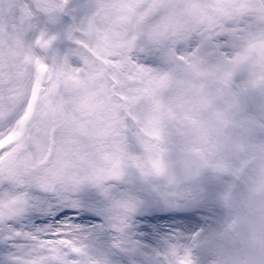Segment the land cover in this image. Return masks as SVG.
<instances>
[{
  "label": "rangeland",
  "instance_id": "374dc122",
  "mask_svg": "<svg viewBox=\"0 0 264 264\" xmlns=\"http://www.w3.org/2000/svg\"><path fill=\"white\" fill-rule=\"evenodd\" d=\"M134 18L138 25L128 46L111 51L98 45L99 57L105 58L110 65L94 62L88 54L90 49L84 47L79 49L75 58H67V62L64 58V66L58 68L72 72L83 71L84 65L87 69L98 68L100 71L106 67L114 68L123 78L127 92L130 91V94L124 95L127 101L130 100L124 111L127 120L122 111L124 102L112 98L111 105L100 97L98 104L94 105L90 122L82 118L83 121L76 128L65 126L57 130L56 138L49 139L47 134L46 138L38 142L42 149L38 168L44 174L61 176L62 162L70 159L72 152L77 149L82 153L79 161L87 167V174L119 157L138 162L158 161L165 147L194 148V145H200L197 139L203 137L210 148L208 151L204 149L207 164L220 169L228 165L217 163L214 156L218 153L213 150L207 135L215 133L220 127L224 129L229 113L236 114L238 109L239 116L254 122L251 96L256 92L255 84L249 85V81L258 75L253 76L256 59L249 54L248 46L264 39V6L261 0H175L167 13L150 22L141 20L139 12ZM97 19L99 25L106 21L103 15L97 16ZM81 26H87L85 18ZM79 37L85 39L84 36ZM210 37H213L212 40ZM144 41H147L146 45ZM209 44L215 47L214 51ZM167 59L172 62L170 67L166 66ZM219 60L233 63L232 69L225 67V72L229 73L219 75L218 68H214L215 71H207L204 75L205 70L199 64L205 66ZM42 64L47 66V63ZM49 72L52 73L51 69ZM178 78L185 80L182 86L176 84ZM228 90H235V96H227ZM238 92L241 93L239 99L236 95ZM38 115L46 120L45 113ZM4 120L0 122V132L4 131ZM25 121L24 118L22 126ZM140 127L156 136L163 133L164 141L158 138L143 139L138 136V131L131 133V141L135 146L130 149H122L119 141L114 140L113 133L116 130L131 132ZM200 127L204 131L198 130ZM109 129L111 137L107 136ZM254 130L245 126L243 135H253ZM75 133L78 139L71 137ZM194 135L197 137L191 140ZM48 140L53 143L56 155L54 159L50 156L42 163L41 159L49 146ZM22 146L19 144L4 153L0 160L15 155ZM155 149L161 150L156 152ZM150 180L153 185L170 190L180 197L165 200L154 196L146 190L137 174L128 180L127 186L144 200L136 213L135 236L137 239L151 236V240L142 243L145 249L152 251L143 252L138 264H159V254L166 253L172 244H179L171 249L173 259L189 255L197 264H207L206 253L213 246L210 254L222 260L223 264H243V249L264 236V224L261 223L264 215L241 208L240 200L248 195L239 190L236 179L206 175L183 184L188 186L186 192L178 191L181 185H167L158 179L156 172ZM89 192L95 198V203L88 208V212L102 219V198L94 189H89ZM142 217L157 219L145 220ZM145 225L150 226L151 233L145 231Z\"/></svg>",
  "mask_w": 264,
  "mask_h": 264
},
{
  "label": "snow or ice",
  "instance_id": "6c2138e0",
  "mask_svg": "<svg viewBox=\"0 0 264 264\" xmlns=\"http://www.w3.org/2000/svg\"><path fill=\"white\" fill-rule=\"evenodd\" d=\"M87 10L82 0L66 5H47L41 0H0V92L12 93L22 86L23 99L4 120L0 139L22 127L24 146L13 156L0 160V264H138L145 249L135 236L136 213L144 204L141 195L128 187L127 173L135 170L146 190L162 199L173 194L151 183L154 172L162 171L159 161L127 159L87 174L46 175L38 168L41 138L48 134L42 117L24 120L31 91L39 83H50L41 74V63L55 72L64 58L79 51V29ZM255 76V74H253ZM255 84V79L249 85ZM264 112V72L260 73ZM237 99L241 93H237ZM14 144L0 149V156ZM100 194L102 215L90 214ZM145 220L157 219L142 217ZM151 233L150 226H144ZM172 244L160 253L159 264H197L189 255L173 259ZM213 247V246H212ZM212 247L206 253L208 259Z\"/></svg>",
  "mask_w": 264,
  "mask_h": 264
},
{
  "label": "flooded vegetation",
  "instance_id": "af4514ba",
  "mask_svg": "<svg viewBox=\"0 0 264 264\" xmlns=\"http://www.w3.org/2000/svg\"><path fill=\"white\" fill-rule=\"evenodd\" d=\"M140 1L142 0H82L87 5V10L82 16V22L85 18L87 26L83 28L81 23L77 27L84 36L85 42L93 48L97 47L100 35L111 21L109 17L115 13L127 17L136 15L140 10ZM41 2L53 6L68 4V0H41ZM99 15H103L106 19L101 25H99L97 19ZM97 59L99 60V58H94V61L99 63ZM65 60L67 62V58ZM64 64L61 62L60 65L64 66ZM42 65L41 63V67H39L40 73L42 75L49 74L46 79L50 83H39L32 89L30 102L27 105V111L24 113L27 121L39 116V113H45L46 120H42V123L47 126L48 131L65 126L76 128L83 121L82 118L90 122L94 105L98 104L100 97H103L108 104L112 105L108 91L115 90V78L110 72L100 71L98 68H86L85 70L81 69L83 70L82 73L67 71V69H57L56 72L50 73L48 71L50 70L49 64H47L49 69L47 66ZM258 71H264V64H259ZM23 91L22 86H17L16 91L12 93L0 92V122L17 110L23 99ZM261 103L262 94L255 100V122H253L255 130L253 136H239V125L237 126L234 150L239 165V172L236 175L241 191H251L256 187L260 188L258 182L264 176V112L260 111ZM259 131L262 132L261 135H259ZM48 134V138H50L53 132L49 131ZM24 136L25 131L23 129L20 131L19 138L15 140L14 147L11 150L19 144L24 146ZM71 137L74 139L79 138L76 133ZM212 141L227 144L226 137L217 135L212 136ZM230 148L233 149L232 146ZM81 155L82 153L78 149L74 150L70 159L76 160ZM260 155L263 157L260 158Z\"/></svg>",
  "mask_w": 264,
  "mask_h": 264
},
{
  "label": "water",
  "instance_id": "95a60500",
  "mask_svg": "<svg viewBox=\"0 0 264 264\" xmlns=\"http://www.w3.org/2000/svg\"><path fill=\"white\" fill-rule=\"evenodd\" d=\"M161 3L166 4L167 0H162V2H156V0L147 1L143 6L144 18L150 19L154 14L158 13V11L162 7ZM130 28L131 27L128 21H125V20L116 21L108 30L107 35L103 37V41L106 43H109L108 45L110 46L116 43H117L116 45H119V44L122 45L127 41V35L129 32L128 29ZM252 50H254L255 52H259V49L252 48ZM187 157L191 158L192 160L198 161V163H200L199 165H197L198 167L195 168L194 172H192V168L190 170L189 165L191 161L190 159L188 160ZM178 159L181 160L179 163H182V160L184 159L181 168L182 169L184 168L186 170L184 173L185 175L188 176L189 173H193L188 177V179L198 178L205 172V168L202 166L201 164L202 161L198 157V155L191 153V152H179V153L172 152V151L165 152L166 161L162 169V176L165 179L170 180L171 183H175L174 180L172 179V174L174 173V167L176 163L174 165L173 163ZM76 173H78V171Z\"/></svg>",
  "mask_w": 264,
  "mask_h": 264
},
{
  "label": "clouds",
  "instance_id": "9594fccd",
  "mask_svg": "<svg viewBox=\"0 0 264 264\" xmlns=\"http://www.w3.org/2000/svg\"><path fill=\"white\" fill-rule=\"evenodd\" d=\"M178 191L186 192L188 191V186L181 185ZM253 195L254 200L264 203V189H261L259 192H254ZM261 223L264 224V219L261 220ZM241 255L243 264H264V236H262L261 240L245 247ZM207 264H223V261L210 254L207 259Z\"/></svg>",
  "mask_w": 264,
  "mask_h": 264
}]
</instances>
